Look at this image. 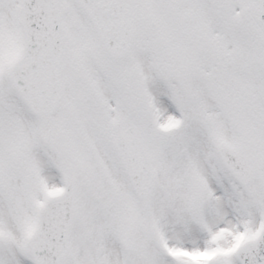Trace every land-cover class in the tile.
Wrapping results in <instances>:
<instances>
[{
    "label": "snow or ice",
    "instance_id": "6c2138e0",
    "mask_svg": "<svg viewBox=\"0 0 264 264\" xmlns=\"http://www.w3.org/2000/svg\"><path fill=\"white\" fill-rule=\"evenodd\" d=\"M0 264H264V0H0Z\"/></svg>",
    "mask_w": 264,
    "mask_h": 264
}]
</instances>
